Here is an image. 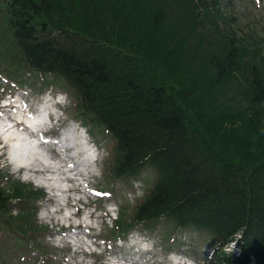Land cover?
Instances as JSON below:
<instances>
[{
  "label": "trees",
  "instance_id": "obj_1",
  "mask_svg": "<svg viewBox=\"0 0 264 264\" xmlns=\"http://www.w3.org/2000/svg\"><path fill=\"white\" fill-rule=\"evenodd\" d=\"M186 1L0 0L3 60L61 78L111 138L113 178L155 169L137 222L168 219L220 246L239 235V256L210 264H264V55L201 16L216 0ZM245 111L254 128L238 123Z\"/></svg>",
  "mask_w": 264,
  "mask_h": 264
},
{
  "label": "rangeland",
  "instance_id": "obj_2",
  "mask_svg": "<svg viewBox=\"0 0 264 264\" xmlns=\"http://www.w3.org/2000/svg\"><path fill=\"white\" fill-rule=\"evenodd\" d=\"M216 1L217 3L214 2L215 6L209 8L210 13L205 10L201 16L210 19L214 24L234 28L238 35H251L252 45L258 46L264 55V0ZM186 2L193 5L194 10H198L195 0ZM1 38L4 39V44L0 43V93L2 91L3 93L17 91L19 99L25 97L24 99L30 102V106L33 105V101H41L45 93L49 91L64 93L66 107L60 112L59 117L62 119L60 123L78 120L77 117L80 115L74 109V97L61 78L22 70V67L15 66L7 58L3 60L6 53L9 55L12 45L7 40L0 20V40ZM211 108L213 109L212 106ZM239 109L243 108L235 107L234 110H229L232 117L238 116L236 112ZM246 115L245 111L244 118L239 117L238 123L240 119H246V123L254 128L253 124L256 120H251L250 116L246 117ZM80 120L89 132V139L98 147L100 160L97 163V175L88 178L90 186L96 189L97 193L87 192V195L74 193V197L81 199L76 217H79V212L86 213L84 214L85 218H76L77 220L74 222L85 225L90 221L89 224L95 226L93 236L94 233L101 230V237L112 241V249L105 251L106 255L124 256L125 253L121 252L122 248L128 255L145 259L146 264H164L165 261H168L169 254H172V261H177V254H179L192 258L196 264H209L215 254L222 252V247L218 246L217 240L210 234L192 228L174 229L172 222L168 219L160 218L156 221L138 223L134 213L155 178V169L149 163H144L133 176L113 178L109 174L111 138L100 126H89L83 118ZM8 163L7 156L3 151H0V195L4 196L2 199L5 204L3 212H0V264H61L63 261L65 263L62 264H84L78 255H72L66 246H62L67 238L65 239L62 235L56 237L51 232L47 234L42 232L55 229L57 226L55 221L67 219L64 210L68 209L69 215L70 210L71 214L76 213L77 210L70 208V205L56 204L59 207L56 214L54 213L55 215L50 214L51 212L45 217L39 215L42 206H45L43 209H47L49 205H52V199L45 192V188L37 184V177L43 178V176L33 174L30 179H24L21 173L32 174V172L27 168L22 172L21 164L17 167L16 165L10 167ZM80 170L84 171V168H80ZM32 179L37 185L33 183ZM26 184L32 186L27 188ZM66 188L67 186L64 189ZM65 196L66 194H64ZM19 203H22L23 206ZM86 203L91 204L89 209L82 208V205H86ZM108 204H112L111 213L106 210ZM91 212H94L95 218L88 219ZM105 213H107V217H104ZM114 219L115 221H113ZM114 223H118V226L115 227ZM111 224H114L112 229ZM129 233L131 234L129 235ZM118 235L122 238L120 245L114 242ZM131 238L132 246L129 244ZM140 242L144 247L140 245ZM101 243L102 241L99 244ZM134 246L137 248L136 250ZM43 249L48 251L46 255L43 253ZM94 257L97 264H102L103 255L99 254ZM74 259L78 263L74 262ZM92 261L93 259L90 258L89 263Z\"/></svg>",
  "mask_w": 264,
  "mask_h": 264
},
{
  "label": "bare ground",
  "instance_id": "obj_3",
  "mask_svg": "<svg viewBox=\"0 0 264 264\" xmlns=\"http://www.w3.org/2000/svg\"><path fill=\"white\" fill-rule=\"evenodd\" d=\"M58 102H56L57 104ZM23 112L20 110H16L14 113H12V117L13 120L16 119L18 123L21 122V116ZM56 118V115L54 116ZM8 120H10L9 118H7V121L5 119H1L0 118V138L6 141H9L10 143H15L18 146H21V144L23 143H27V140H23L19 135L20 134H24L25 127L21 126L18 123H15L14 127H10V125L8 124ZM10 120V121H13ZM55 144V143H54ZM68 162H72V163H67ZM61 163L57 164V167H45L44 170H39L41 175H45L48 173L47 176H50L48 178H46V183L47 186L49 188H57L58 190L60 189V185L57 183L58 180H56V178H59V176L57 175V173L60 176H64L66 174L72 173L74 174V176L81 178L82 182L85 181L86 177H85V172L82 170H79V166H83L84 169H86L87 167V161L86 160H82V162H78V161H73V158H71V155H67L65 158H63V160L59 161ZM88 185V184H87ZM72 186L74 188H78L80 189L79 185L74 181L72 183ZM57 220V219H56ZM64 220H59L55 221V223H57L58 229L57 230H50V231H43L45 233L48 232H53V233H61V234H68L71 233V236H69V238L72 239V241L77 244L80 243L79 239L81 237H83L85 235V232L81 231V228L76 224V222H66ZM65 223V224H62ZM82 223H84V221H82ZM85 226V225H84ZM91 229H93V227L91 226ZM84 245L88 246V243L83 242ZM119 261L125 263V264H144L143 262H141L140 260H138L137 257L131 256V255H120V258L118 259Z\"/></svg>",
  "mask_w": 264,
  "mask_h": 264
}]
</instances>
